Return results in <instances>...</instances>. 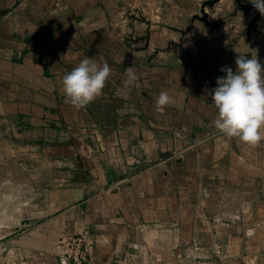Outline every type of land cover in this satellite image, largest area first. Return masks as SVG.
<instances>
[{
	"label": "crops",
	"instance_id": "obj_1",
	"mask_svg": "<svg viewBox=\"0 0 264 264\" xmlns=\"http://www.w3.org/2000/svg\"><path fill=\"white\" fill-rule=\"evenodd\" d=\"M146 2L0 0V135L13 137L0 152L24 147L49 166V218L9 239L0 264H69L60 241L77 235L97 264H264V141L215 129L206 91L239 53L264 66V16L255 32L212 34L189 60L154 66L117 36ZM85 56L112 75L77 110L62 78ZM128 67L138 80L125 99ZM161 91L173 103L157 110Z\"/></svg>",
	"mask_w": 264,
	"mask_h": 264
},
{
	"label": "rangeland",
	"instance_id": "obj_2",
	"mask_svg": "<svg viewBox=\"0 0 264 264\" xmlns=\"http://www.w3.org/2000/svg\"><path fill=\"white\" fill-rule=\"evenodd\" d=\"M207 1L212 0H147L126 13L117 36L123 39L128 53L144 55L150 65L157 66L189 60L212 34L238 39L256 31L258 12L255 9L245 12L235 0H231L228 8L218 6L219 3L206 6L207 18L198 19L204 18L203 5ZM241 1L246 6L252 5L250 0ZM194 18L197 19L193 29L184 35ZM138 60L140 58L135 57V61ZM2 119L0 117V133L4 130L1 129ZM10 135H0V140H12ZM28 150L23 147L21 158L9 154L10 158L3 159L0 152V262L2 249L9 239L22 238L49 218V208L44 205L49 193L48 165L45 160L32 159Z\"/></svg>",
	"mask_w": 264,
	"mask_h": 264
},
{
	"label": "clouds",
	"instance_id": "obj_3",
	"mask_svg": "<svg viewBox=\"0 0 264 264\" xmlns=\"http://www.w3.org/2000/svg\"><path fill=\"white\" fill-rule=\"evenodd\" d=\"M250 3L264 16V0H250ZM235 65V71L231 67L221 68L225 75L217 77L215 88L206 90L217 109L213 125L225 137L256 147L264 141V66L257 56L240 53L235 57ZM111 75L112 69L106 61L97 64L85 56L62 78L65 102L77 110L86 108L103 95ZM124 76L123 86L116 95L126 99L138 76L133 67H128ZM171 103L173 97L161 91L156 100L157 110Z\"/></svg>",
	"mask_w": 264,
	"mask_h": 264
},
{
	"label": "built area",
	"instance_id": "obj_4",
	"mask_svg": "<svg viewBox=\"0 0 264 264\" xmlns=\"http://www.w3.org/2000/svg\"><path fill=\"white\" fill-rule=\"evenodd\" d=\"M62 256L69 264H97L88 255L83 245V238L79 235L63 238L60 241Z\"/></svg>",
	"mask_w": 264,
	"mask_h": 264
},
{
	"label": "water",
	"instance_id": "obj_5",
	"mask_svg": "<svg viewBox=\"0 0 264 264\" xmlns=\"http://www.w3.org/2000/svg\"><path fill=\"white\" fill-rule=\"evenodd\" d=\"M221 0H212V1H207L205 2V4L203 5V14H204V18H200L198 17V19L204 21L206 18H207V12L205 10V7L206 6H209V7H213L216 3H219ZM238 4V6H240L245 12H249L251 10H254V6L253 5H249V6H246L241 0H235ZM256 10V9H255ZM257 11V10H256ZM258 12V11H257ZM259 13V12H258ZM195 19L197 18H194L192 19V25L189 26V28L183 32V34H187L189 33L192 29H193V23L195 22Z\"/></svg>",
	"mask_w": 264,
	"mask_h": 264
},
{
	"label": "bare ground",
	"instance_id": "obj_6",
	"mask_svg": "<svg viewBox=\"0 0 264 264\" xmlns=\"http://www.w3.org/2000/svg\"><path fill=\"white\" fill-rule=\"evenodd\" d=\"M230 4H231V0H221L218 6L222 8H228Z\"/></svg>",
	"mask_w": 264,
	"mask_h": 264
}]
</instances>
